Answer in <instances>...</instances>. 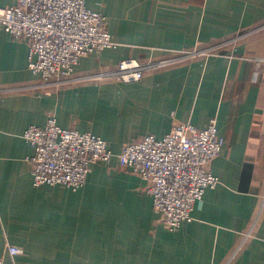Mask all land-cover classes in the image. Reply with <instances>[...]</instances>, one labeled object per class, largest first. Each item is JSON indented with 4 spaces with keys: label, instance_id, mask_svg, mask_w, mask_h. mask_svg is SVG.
<instances>
[{
    "label": "crops",
    "instance_id": "crops-1",
    "mask_svg": "<svg viewBox=\"0 0 264 264\" xmlns=\"http://www.w3.org/2000/svg\"><path fill=\"white\" fill-rule=\"evenodd\" d=\"M84 2L105 16L116 45L80 57L76 75L223 43L131 82L21 91L38 79L28 44L0 30V258L9 260L13 244L22 249L16 264H264V0ZM49 115L100 136L113 153L76 190L32 183L33 149L22 133ZM211 117L224 138L208 165L218 183L190 220L168 230L145 180L118 167L117 154L125 142L161 137L178 122L202 128Z\"/></svg>",
    "mask_w": 264,
    "mask_h": 264
},
{
    "label": "built area",
    "instance_id": "built-area-1",
    "mask_svg": "<svg viewBox=\"0 0 264 264\" xmlns=\"http://www.w3.org/2000/svg\"><path fill=\"white\" fill-rule=\"evenodd\" d=\"M105 23V16L87 8L84 0H15L11 5L0 6V30L26 40L28 68L38 77L37 82L15 89L48 92L66 84L109 78L131 82L146 72L212 54L223 43L169 50L167 55L144 60L127 57L113 68L76 75L75 65L80 57L116 45ZM22 136L33 149L26 159L31 163L34 185L76 190L85 182L92 164L108 162L113 155L103 138L61 127L53 115L42 125H28ZM223 143L214 117L202 128L178 122L161 137L146 134L123 143L117 164L145 180V190L159 221L174 230L191 219V211L205 189L218 183L208 165L219 155ZM6 252L9 260L0 258V264H16L14 257L22 249L7 244Z\"/></svg>",
    "mask_w": 264,
    "mask_h": 264
}]
</instances>
